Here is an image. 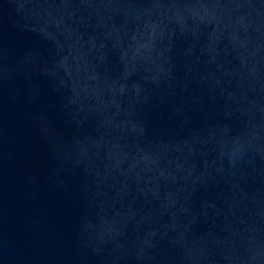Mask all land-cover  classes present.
<instances>
[{
	"label": "water",
	"instance_id": "obj_1",
	"mask_svg": "<svg viewBox=\"0 0 264 264\" xmlns=\"http://www.w3.org/2000/svg\"><path fill=\"white\" fill-rule=\"evenodd\" d=\"M0 264H264V0H0Z\"/></svg>",
	"mask_w": 264,
	"mask_h": 264
}]
</instances>
